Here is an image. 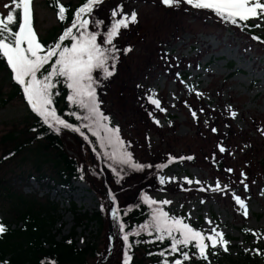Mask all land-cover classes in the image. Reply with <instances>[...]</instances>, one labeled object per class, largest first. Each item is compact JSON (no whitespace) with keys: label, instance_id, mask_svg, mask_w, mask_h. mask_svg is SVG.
<instances>
[{"label":"rangeland","instance_id":"1","mask_svg":"<svg viewBox=\"0 0 264 264\" xmlns=\"http://www.w3.org/2000/svg\"><path fill=\"white\" fill-rule=\"evenodd\" d=\"M6 4L10 5L11 0L0 2L2 13H7ZM117 5H123L124 14L135 12L137 23H130L127 29H121L113 41L118 50L114 75L105 78L102 71L93 73L98 80L96 91L99 108L109 117V126L119 128V136L125 142L127 151L132 153L133 160L152 165L139 171L133 169L134 173L119 183L105 172L107 192L115 197L117 209L144 202L145 195L157 202L171 201L170 204L158 203L151 207H162L170 217L183 218L185 223L205 235L212 234V229L222 232L224 240L228 242V250L225 251L220 244L210 247L223 251L227 259L225 264H229L231 259L240 260L244 251L253 253L259 244L264 248V234L259 240L257 236L247 238L242 231L243 228L253 231L264 229V44L243 33L237 25L227 24L213 11L195 9L184 0L172 7L165 6L161 0H104L91 14L94 21L102 23L99 27L95 23L89 25L90 31L101 33L97 38L98 43L103 42L104 34L110 29L113 23L111 11ZM32 11L35 31L41 37H47L56 26L55 14L46 7L44 0H33ZM157 22L168 25L164 27L161 37L165 42L171 40V44L165 45L164 51L151 50V64L143 69L145 64H142L141 47L144 41L150 39L147 33ZM247 22L264 26V20L250 19ZM198 39L212 45V50L200 57L202 47ZM242 42L248 46L247 51L243 50ZM128 48L131 51H125ZM111 64L110 60L109 66ZM230 64H234V67ZM217 91L221 92L223 98L232 96L240 102L241 109L233 121L237 128L248 133L247 137L245 134L238 135L243 149L232 157V161H239L237 173L227 171L234 164L229 163L231 154L214 147L217 143L219 148H225L224 144L234 139L228 130L221 135L212 131L213 128L217 131L221 126L218 119L221 116L208 118L199 115L194 118L191 114L193 107L200 104L207 109L215 108ZM0 92V181L4 178L11 185H16L13 197L4 191L0 194V224L15 230L22 227L18 215L22 216L24 212H21L23 210L18 204H30L33 198L29 196L39 194L41 202H53L59 209L61 218L53 230L56 233L64 224L62 232L56 233L61 241L72 233L76 224L72 204L75 203L82 213L102 212L99 195L92 191L88 183L74 182L69 189L60 187L51 190L48 185L42 187L34 179L29 180L28 184L18 181L20 176L34 175L36 158L50 156V153L44 146H36L25 154L23 160L22 157L11 162L6 159L11 146L2 140L10 131H25L24 125L33 118L34 113L21 97L8 99L13 89L1 73ZM202 92L207 93L200 101L195 96ZM151 99L159 100L160 108L164 111L152 104ZM252 111L260 119L244 121L240 117V113ZM225 123L228 127V122ZM149 128L165 132L168 137L173 130H177L179 140L160 142L159 134L151 132ZM65 140L71 155L74 152L81 154L72 137ZM170 158L175 159L169 163ZM160 164L168 166L159 171L156 166ZM247 175L253 178L248 181ZM161 177L165 179L163 184L160 183ZM213 178L222 186H227L228 180L233 181L234 185L227 192L212 195L209 199L198 190L192 199L179 202L185 194V190L179 186H196L195 181L202 183ZM187 180L193 183L189 184ZM233 193L245 201L247 216L236 203ZM14 205L17 206V214ZM109 227L107 215L102 227L92 222L77 229L76 242L80 248L94 244L98 252L107 255L104 261L89 257L87 264L124 263L126 252L123 243L114 234L113 226L114 245L111 247ZM205 242L210 244V241Z\"/></svg>","mask_w":264,"mask_h":264},{"label":"trees","instance_id":"2","mask_svg":"<svg viewBox=\"0 0 264 264\" xmlns=\"http://www.w3.org/2000/svg\"><path fill=\"white\" fill-rule=\"evenodd\" d=\"M60 3L67 8L66 19L63 21L58 18L57 7L54 5L53 0H44V4L55 14L57 21L56 26L49 32L47 37L37 35L39 41L46 47L58 41L66 27L71 25L75 11L85 3V0H60ZM8 11L9 9L7 13L0 11V14L6 16ZM18 19L17 17V22ZM222 20L225 21L224 19ZM225 22L232 24L228 21ZM233 25L240 27L243 33L250 35L255 41L264 44V26L257 27L250 22L239 20L237 24ZM13 28L15 30V26ZM64 44L70 46L71 41L65 40ZM230 65L234 67V64ZM48 67V65L45 66L46 69ZM0 73L3 74L5 82H9L13 89L8 99L21 97L27 102L22 86L13 79V73L3 59H0ZM53 92L58 93L54 95L53 99L57 114L74 126L81 127L84 135H81L80 132L63 128L57 133L48 125L43 124L41 118L33 112V118L29 119L24 125L25 131H10L2 140L4 144L11 146V150L5 157L10 162L21 157L23 160L30 149L36 146V148L44 146L49 151L50 156L45 155L44 158H36L38 160L34 164V175L29 174V177L20 176L18 181H21V184H28L29 180L34 179L42 187L43 185H48L47 187L51 190H56L60 187L61 189H69L74 182L88 183L92 191L98 193L103 210L95 214L82 213L77 208V205L73 203L76 220L75 227L69 236L63 237L59 241L56 233L60 234L62 232L64 224H61L56 233L53 230L61 218L58 213V207L50 201L41 202V199L38 198L39 194L32 195L33 197L29 196L33 198L30 204H18L20 209L23 210L20 211L24 212L22 216L18 215V221L22 223V227L16 230L12 229L11 226L6 227V231L0 234V264H87L89 257L97 258V261L103 260L107 255L98 252L94 244H87L84 248L78 246L76 242L77 229L92 222H97L102 227L107 215L109 217V201L106 196L108 183L105 179V172H108L113 181L117 183L124 177L134 173V170L127 165L123 166L122 170L119 165H116L117 171L121 172L122 178L118 177L116 172L112 170V161L104 155L105 152H110V148H101L97 138L87 128L82 126L85 121L78 120L75 116L70 115L73 112H77L79 115H84L85 113L68 101L69 89H67L66 85L60 82ZM76 136L79 137V140H76ZM68 137L73 138L81 154L74 151L71 152H74L75 156L70 154L65 140ZM81 142L83 143L82 146ZM157 169L160 171L162 168ZM15 186L3 178L0 181V194L4 191L13 197ZM47 197H49L48 194ZM14 209H16L15 213L17 214L16 205H14ZM151 218L152 207L141 201L135 205L120 209L119 217L114 219V234H117L118 238L120 237L125 252L131 256L129 264H164L165 260L169 264H173L175 259L183 260L180 252L171 253L170 239L157 240L156 233L153 232L152 235H149V231H152L151 229L140 231L139 235L132 234L140 230L142 225L148 224ZM5 223L7 225L11 224ZM121 223L124 225V232L120 230L119 224ZM242 231L247 238L257 236L259 240L261 235L264 234V229L253 231L243 228ZM124 233L130 234L127 243L122 238ZM128 244H131L130 249ZM179 247L183 252H187L190 257V259L184 260L183 264H225L227 261L223 251L218 248L209 247L206 250L207 258L205 259L191 245L187 248ZM162 252L164 253L163 256L160 255ZM228 262L229 264H264V248L259 244L253 253L244 251L240 260L231 259Z\"/></svg>","mask_w":264,"mask_h":264},{"label":"snow or ice","instance_id":"3","mask_svg":"<svg viewBox=\"0 0 264 264\" xmlns=\"http://www.w3.org/2000/svg\"><path fill=\"white\" fill-rule=\"evenodd\" d=\"M57 7L58 18L63 21L66 19L67 8L60 3V0H53ZM168 7L179 5L181 0H161ZM185 3L196 9L213 11L225 21L237 24L238 20L247 22L250 19L264 20V0H184ZM33 0H11V4H6L9 9L8 14H0V59L6 61L8 67L13 73V79L22 86L25 98L32 111L42 120L43 124L48 125L55 132L59 133L61 129H70L75 132L84 133L81 127L74 126L67 120L57 114L53 105L54 93L60 82H63L69 89L68 101L75 105L84 115L77 112L70 113L78 120L85 121L82 125L87 128L93 136L99 141L101 148H111L112 151L105 152L104 155L112 161V170L117 176L122 178L121 172L117 171L116 165L121 170L127 165L134 170H143L152 165H143L133 160L132 153L127 151L125 142L119 136V128L109 126V117L100 111L97 97L98 80L93 73L102 71L105 78L111 77L115 72V62L118 60L117 49L113 45L114 39L120 34L121 29H127L131 24L137 23V14L132 12L130 15L123 13V5H117L111 11L113 23L110 29L104 34L102 43L97 42L98 31H90L89 25L95 23L97 27L101 21H94L91 18L94 8L103 3V0H85V3L79 7L73 16L71 25L66 27L58 41L50 46L43 45L33 27ZM121 16L122 18L116 19ZM17 17L18 22H17ZM15 26V30L13 28ZM260 27V24L256 25ZM75 30V31H74ZM70 40V46L65 45L64 41ZM104 45H112L105 47ZM125 51H131V48ZM112 61L109 66V61ZM49 67L46 69L45 66ZM111 68V70H110ZM43 70V71H42ZM151 103L158 109L160 102L151 99ZM231 111V109H229ZM202 111V110H201ZM192 116L197 118V113L192 111ZM233 118L237 113L231 111ZM159 123V121H156ZM213 132L216 129H212ZM221 152L226 151L220 147ZM175 158H170L169 163ZM180 159H193V157H181ZM167 164L157 165V168H165ZM227 171H232L228 169ZM243 175V173H242ZM243 182V181H242ZM160 183H165L161 177ZM191 184L193 181L187 180ZM199 184L200 181H195ZM247 190V185H245ZM203 190V189H201ZM213 191H223L217 182ZM236 203L244 209V215L247 216V206L240 196L233 193ZM115 197H113V200ZM144 202L150 207L158 203L170 204L171 201L164 200L157 202L147 195L144 196ZM112 217L117 218V211L112 212ZM121 232H124V225L119 224ZM149 231V235L156 233V239L163 241L170 239L171 253L180 252L183 260L175 259L173 264H183L184 260L190 259L187 252H183L179 246L187 248L189 245L195 247L202 258H207V249L220 244L227 251V241L224 240L222 232L212 229V234L205 235L202 231L193 229L185 223L183 218L170 217L162 207H152V218L148 224L142 225L140 230L132 233L139 235L140 231ZM6 228L0 224V234H3ZM129 233H124L123 240L127 243ZM179 237V238H178ZM205 241H210L206 243ZM131 248V244H128ZM161 256L164 253H160ZM131 256L125 253L124 264H129ZM164 264H169L167 260Z\"/></svg>","mask_w":264,"mask_h":264},{"label":"bare ground","instance_id":"4","mask_svg":"<svg viewBox=\"0 0 264 264\" xmlns=\"http://www.w3.org/2000/svg\"><path fill=\"white\" fill-rule=\"evenodd\" d=\"M176 25H179V24L176 23ZM173 26H174V24H173ZM164 27H168V25H166L165 23L160 24V22H157V24L153 27V29H151V31H149L147 33V36H150V39H148V41H144L143 45L141 47L142 58H143L142 64H145L143 66V69L147 68L148 64H151V59H150V57H152V51L151 50L155 49L158 51H162V50L164 51V49L166 48L165 45L169 46V43L171 44V40H168V42L167 41L165 42V40H162L161 35H162V32L165 30ZM232 40H229V41L232 43L233 42ZM197 42L202 47V52L199 54V57L202 56L203 54L209 53L212 50V49H210L212 47L211 44H208L207 42H204L201 39H198ZM241 45H244V42H242ZM243 48H244L243 49L244 51H247L248 46L244 45ZM154 53H155V51H154ZM156 56L157 55H155V57ZM163 63L166 64L165 61H163ZM218 88L220 90V87H218ZM220 91H217V102L215 104V108L207 109L202 104H200V105L194 106L192 110L197 113V116L205 115L208 118L214 117L216 115L221 116V118H218L221 121V126H219V129L217 131H215V133L218 135H221V134H224L226 132V130H228V134H231V133L233 134L234 139L232 141L229 140L224 145H225L226 152H229L231 154V156H230L231 160L229 163H232V162L234 163L233 165H231L229 167V169H232L233 173H237V167L239 166V161H232L234 159L232 157H234L235 153H238L240 150L243 149V145H242L241 141L238 139V137H239L238 135L245 134V137H247L248 135H246V134H248V133L245 132L244 129L237 128L235 126V123L233 121L234 118L231 115V111H235L236 113L239 112L238 110L241 109L240 102L232 96H229L227 98H223ZM206 93L207 92H202L201 94H197L195 96V98L199 99L200 101H203L204 95ZM229 109H231V111ZM248 114H250V116H248ZM240 115H241L240 117L244 121H247L248 119H250L252 121L260 119V117L258 115H256L255 111L248 112V113L243 112V114L240 113ZM225 122H228V127H226ZM149 130L153 133L159 134V138L161 139L160 142H166V141H170V140L171 141L179 140V137L176 133L177 130H173L170 137H168L165 132H163V133L157 132V130H155L154 128H152V129L149 128ZM214 147L216 150H219L217 143L214 145ZM247 177H248V181L253 178L250 175H247ZM227 182L229 183L227 186H222L221 184H219L220 187L222 189H224L223 191H213L212 190L213 188H216V186H217L216 178H213V180H203L202 183H199L196 186H185V185L179 186L178 188H183V190H185L184 191L185 194H183V196L180 197L179 202H184L185 199L186 200L192 199V197L194 195H196L198 190L203 192V195L206 197V199H209L212 195H216V194H220V193L223 194V193L227 192V190L234 185L233 181L228 180ZM201 189H203V190H201Z\"/></svg>","mask_w":264,"mask_h":264},{"label":"water","instance_id":"5","mask_svg":"<svg viewBox=\"0 0 264 264\" xmlns=\"http://www.w3.org/2000/svg\"><path fill=\"white\" fill-rule=\"evenodd\" d=\"M77 140L79 139L77 136H76ZM83 144V143H81ZM107 191V189H106ZM106 195L108 196V199H109V202H110V215H109V241H110V245L111 247H113V238H114V235H113V223H114V218L112 217V212L113 211H117V216L119 215V210L117 209V204H116V200L114 199L113 200V194L110 193V192H106Z\"/></svg>","mask_w":264,"mask_h":264}]
</instances>
